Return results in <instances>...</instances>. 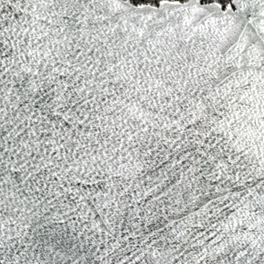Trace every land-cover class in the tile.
Masks as SVG:
<instances>
[{"label": "snow or ice", "instance_id": "obj_1", "mask_svg": "<svg viewBox=\"0 0 264 264\" xmlns=\"http://www.w3.org/2000/svg\"><path fill=\"white\" fill-rule=\"evenodd\" d=\"M0 264H264V0H0Z\"/></svg>", "mask_w": 264, "mask_h": 264}]
</instances>
